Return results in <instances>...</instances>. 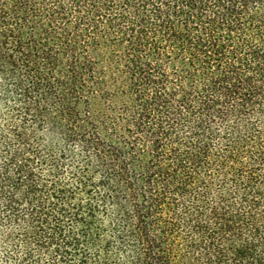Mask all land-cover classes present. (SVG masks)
<instances>
[{
	"label": "trees",
	"instance_id": "16d2710c",
	"mask_svg": "<svg viewBox=\"0 0 264 264\" xmlns=\"http://www.w3.org/2000/svg\"><path fill=\"white\" fill-rule=\"evenodd\" d=\"M0 264H264V0H0Z\"/></svg>",
	"mask_w": 264,
	"mask_h": 264
}]
</instances>
